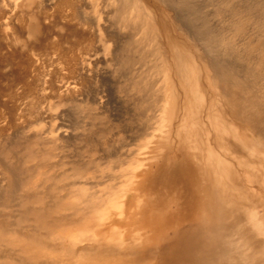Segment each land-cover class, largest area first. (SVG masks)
Segmentation results:
<instances>
[{
	"label": "bare ground",
	"instance_id": "bare-ground-1",
	"mask_svg": "<svg viewBox=\"0 0 264 264\" xmlns=\"http://www.w3.org/2000/svg\"><path fill=\"white\" fill-rule=\"evenodd\" d=\"M50 1L55 3L56 0ZM58 1L59 6H64L65 8L73 6L74 3L76 6V3H78L75 1L73 2V0ZM79 1L85 8L88 7L93 9H95L94 7L97 3V0ZM103 1H105L103 2L104 4H102L103 11L95 9L89 12L83 9L84 7L81 4V9L87 14L72 13L79 21H82V23L84 22L85 25L93 28L94 31L98 33H100V31L106 33L109 28L110 32L117 35L118 33L124 34L127 29L135 30L136 35L134 36H137L135 40L138 42L137 44L139 46L136 45L141 48L142 44L149 42L153 46V50L151 49L153 52H150V48L149 52L154 55L158 54L160 57L155 56L157 59H161L163 50L156 40L157 35L155 26L142 7L140 1ZM169 1L172 5H177L179 3L183 5L187 0ZM57 3L53 5L58 6ZM68 12L70 13V9ZM111 17L114 19L112 20L113 22L110 20ZM108 22H111L109 23V27L107 26L108 24H106ZM108 38L114 40L113 35H110L107 39ZM114 38H116L115 35ZM119 38L118 40H120ZM102 39V43L107 42L106 37H102ZM129 42L130 41L126 42L128 46ZM149 43L147 45L152 47ZM127 48L129 49V47ZM168 48V51L171 53L170 57L175 61L174 67L177 69L181 78L180 83L183 87L184 94L182 98L181 95L176 94V85L170 88L168 87L169 63L162 62L163 64L161 63V66L158 64V68L164 66L162 67L164 69L162 73L166 72L167 74L164 80L161 79V89L165 91L163 92L162 90L161 93L166 94L167 92L169 99L165 96V100L163 96H160L161 99L159 100L157 97L161 107L157 104L159 108L157 107L155 111H159V116L162 117L160 114L162 108H166V106L172 108V112L169 110L171 114L168 112V122L166 120V122L169 123L168 126L172 125L177 117L180 118V122L178 121L179 124L174 127L178 145L176 149L173 147L172 149L175 150L176 156L170 157L171 151L173 152L171 149L161 162L153 163V167H156L155 171L152 170V167L143 169L145 172L140 174L141 180L139 190L146 192L151 181L153 183L151 185L153 187L156 186V181L152 176L154 172L160 171L162 174L160 177L163 186L166 188L167 193L171 194L173 196L172 198H174L178 204L164 214L150 216L148 215V211L152 200L139 198L138 195L134 196L135 191L131 188L126 191V199L119 201L118 195H111V190L117 188L115 183L113 184L112 182L116 181V184L121 186L124 184L123 182L129 181L132 176H129V168L128 170L124 168L126 169L125 171H121L122 168L120 171L115 170L113 161L119 163L120 160L125 158L124 160L126 163L127 161L129 163V161H134L132 155L134 153L128 152L125 157H121H124L123 159H120L118 155L121 154V152H115V154L118 155H114L115 157L112 156L111 158L110 156L113 152L110 151V153H112L108 156V149H103V154L99 153L101 157L98 158L95 156L94 158L97 151L94 152V154L90 151L93 155L89 161L86 160L87 163L78 164L79 162L76 163L73 161L75 163L70 167L71 171L75 172V176L79 175L81 170L85 169V173L89 174L87 177L88 181L81 183L75 182L70 184L69 187H67L68 189H61V193L64 192L63 190L68 192L64 194L65 197L62 196L65 199H61V202L57 197V200L60 202L59 204L62 205L61 203L63 202L66 208L63 206L60 207L58 203L53 205L50 202L52 193H56L54 189H59L58 191H60V188L51 187L53 188L52 193H48L43 189H38V192H33L36 193V195L25 204L30 206V203H32L34 206L31 207L32 209H25V212L27 211V216H25L24 219L16 218L13 222L10 220L12 217L0 218V251L2 253L5 251L3 255L0 254V264H66L64 261H69L72 264H264V222H259V212L255 211L253 208L256 207L255 201L251 200L252 198L259 197L258 190L261 196L264 197V104H262V102H264V90H260L261 92L259 94L251 89L244 93L241 87L244 86L245 82H243V85L239 84V86L234 84V86H236L235 88L239 87V90L241 89V91H239L240 93L237 90H232V92L231 89L234 88L230 90L226 89L228 88L226 86V88H224V85H221L219 81L224 79L223 77H225V75L223 73L224 71L226 72L225 68L227 67L225 65H219L224 68L223 70L220 68L224 76L221 75L222 79H220L219 76L217 77L216 74L218 70H216V68L218 65L216 66V60H214L215 58L213 57L214 59L211 60V63L209 61V63L216 71L212 77L211 99L205 102L203 98L204 93L200 85H198L200 80V71L198 70L200 69H196L195 64L197 63L194 64L193 57L187 56V58H182L178 54L179 52L177 53V49L171 39H168ZM52 50L55 52L54 54L58 55L57 57L60 60V62L58 61L57 63L58 66L59 64H61V67L65 65L63 68L66 69L67 78L66 80H64V78L59 86L64 92H78L82 85L80 80L85 77H91L93 75L98 76L101 74L107 75L105 69H103L104 71H102V73L92 69L94 67V65L92 67L93 63H101V55L99 56L91 52V54L86 53L88 56H78L75 54L77 52L74 51L75 53H70V51H66L58 43L53 46ZM132 50L130 49V52H132ZM88 51L90 52V49H88ZM141 52L146 54L147 48L142 49ZM135 56H137V54H135ZM151 56L153 57V55ZM135 58L137 60V57ZM154 59L156 60L155 57ZM140 60L143 62L142 58H139V61ZM139 61L137 60L138 64L141 62ZM212 61H214V63H212ZM133 62L134 61H132V63ZM185 62L187 64L186 66H189L190 69L185 66ZM124 63L126 64V61ZM227 63L226 61L225 64ZM62 64L64 65L62 66ZM134 64L136 66V61L133 65ZM142 64H144V62ZM198 65L199 64H197V66ZM144 66L148 65L145 64ZM144 66L141 65L143 73L146 68ZM149 67L152 66L149 65ZM155 67L154 70H156ZM191 67L193 68L191 69ZM159 70L161 69H157V72ZM142 71L141 73L138 72V74L135 73L137 77L140 74L138 77L139 79L136 80L135 83L141 86L143 85L146 88L151 85L153 86L152 83L151 85L149 84L148 78L146 77L147 79H145L143 76L144 74L145 76L148 74H146V72L143 74ZM243 74L242 76H244ZM228 75L227 78L225 77L226 80L230 76ZM161 78L163 77L161 76ZM40 79L41 78H39V80ZM134 79L135 78H133V82ZM146 80L149 83H147ZM240 80L239 78V81ZM259 83L257 84L258 86H260ZM250 84L252 83L250 82ZM261 86L263 85L261 84ZM27 87L30 91L31 89L33 91L30 85ZM157 87L156 90H159ZM260 87H256L258 88L256 91H259ZM131 88L133 87L131 86ZM151 88L150 90H153ZM245 88L247 89L248 87L244 86V90H246ZM140 92L144 91L141 90ZM140 92L138 91V93ZM207 95H210L209 92ZM98 99H96V102L102 105L103 101ZM149 100L151 99L149 98ZM260 100L262 102H260ZM155 105L154 103L153 106ZM150 106L153 107L152 104H150ZM146 108L148 107L146 106ZM175 108H177L176 114ZM42 110L43 113H47L45 109ZM150 115H147L150 117V127L146 130L147 132L145 131L147 135L142 136V134L145 133H140L141 135L139 136L142 138L145 136H150V138H152V136L156 135L157 130L163 131L160 123H163L164 120L161 118L160 121L159 118H157V113L155 115ZM143 119L146 120L145 117ZM146 122L148 124V121ZM62 126L63 125H61V127ZM58 127H60V125ZM150 129L153 131L151 132ZM50 130L36 131V134L28 140L31 143L29 142L30 144L28 143V146H26L28 148L35 146L39 143L38 140L41 139L44 145L54 147L58 141H65V139L67 140L74 135V133L71 132L74 129L71 131L65 128ZM167 130L166 137L170 136L171 131L170 129ZM146 143H148V141ZM143 145L147 146V144L144 143L142 146ZM29 151L31 152V150ZM34 154H32V156L30 155L33 157L30 159L28 158L29 155L27 156L28 161L31 159L34 160ZM42 157L40 165L50 162L49 154L45 153ZM111 159L113 160L112 162ZM36 160L39 163L40 159ZM84 164H87V166ZM119 164L121 165V163ZM138 165H140L139 162ZM68 168H66V170L70 169ZM35 170L37 171V169ZM84 171L82 173H84ZM28 172H30V170ZM33 172H31V174H33ZM38 173L39 172L36 173V177L40 176V173L39 175ZM64 174H66V172ZM28 175H30V173H28ZM63 176L65 177V175ZM14 179H7L9 183H7V187L10 188V192L8 190L6 195L8 194L7 201L10 200V202H13L11 199H14L13 191L14 188H16L14 187L15 183H17V181L14 182ZM33 179L30 178L26 181L28 184H31L33 183ZM24 180L23 178V181ZM48 180L54 181L53 177L50 176L46 178L45 181L47 182L45 183H48ZM52 181H49V183ZM57 182L59 183V181ZM109 182L110 184L108 185ZM20 183H22V181ZM18 184L19 183H17V185ZM50 184L52 186V183ZM20 185L22 186L24 184L22 183ZM45 185L48 186L49 184ZM100 185L106 186V188ZM27 186L26 184L24 188L26 189ZM41 186V188L46 187L44 185ZM11 188H13V190ZM51 188L50 190L48 188L50 192ZM52 198L56 200L54 195ZM108 204L109 207L114 206L116 210H118L116 214L108 209ZM25 207L26 206H24V208ZM61 209H68L67 211L73 210L70 211L73 216H61L64 215V213L62 214L63 210L60 211ZM136 213L138 216L140 215V217L136 218ZM76 215H78L77 218ZM115 215L117 217L120 215L124 218L123 220L125 222L123 225L114 223ZM79 216L81 217L78 218ZM22 221L29 223V227L25 225L24 227L27 228L24 229L22 227ZM122 228L123 230L121 232L120 230ZM146 232L148 235L144 237V233ZM83 242H87L88 246H86L82 252L78 253V246ZM122 253L129 254V256L135 254V257L124 258L121 256Z\"/></svg>",
	"mask_w": 264,
	"mask_h": 264
},
{
	"label": "rangeland",
	"instance_id": "rangeland-1",
	"mask_svg": "<svg viewBox=\"0 0 264 264\" xmlns=\"http://www.w3.org/2000/svg\"><path fill=\"white\" fill-rule=\"evenodd\" d=\"M56 1L55 3L59 6V1ZM74 1L78 3H76V6L74 3L71 7H75L72 9L69 6L65 8L64 6L58 7L53 5L55 3H52L50 0H0V218L12 217L10 220L13 222L16 218L24 219V217L27 216V211L25 212V209H32L31 207L34 206L32 203H30V206L25 203L36 195V193L33 192H36L38 189H43L48 193H52L53 188H60V191H58L59 189H54L56 193H52L50 201L53 205L59 204L65 197L64 194L68 193L66 190H63L64 192L61 193V189H68L67 187L75 182L81 183L88 181L87 177L89 174L85 173V169L81 170V173L75 176V172L71 171L70 168L72 164L75 162H79L78 164L87 163L86 160L89 161L96 151L97 154L94 155V158L95 156L99 158L101 157L99 153L103 154V149H108V156H110L109 154L112 152L114 153L111 154V158L114 155H118L115 154V152H121V154L118 155L120 159H123L128 152L134 153L132 154L134 161H129V163L128 161L126 163L124 160L125 158L123 159L124 161H118L121 165L111 159L115 170L120 171L122 168L121 171H125L126 169L124 168H127V170L129 168V176H132L129 181L123 182L124 184L121 186L117 185L116 181L112 182L113 184L115 183L117 188L111 190V195H118L119 201H123L126 199V191L131 188L135 191L134 196L138 195L139 198L152 200L148 215L157 216L164 214L169 209L176 206L178 202L172 198L173 196L171 194L167 193L166 188L163 186L160 177L162 175L161 172H154L152 177L156 181V186L153 187L151 181L146 192L139 190V185L141 180L140 174L145 172L143 169L152 167V170L155 171L156 167H153V163L161 162L171 151L172 147L176 149L178 145L174 127L179 124L180 118L177 117L175 120L176 123L173 122L172 125L168 126L167 116L170 111L172 112V108L168 106H166V108H160L162 110L160 111L162 117L159 116V111H155L158 107L157 104L159 105L158 98L160 100V96H163L164 99L166 96L167 99H169L167 92L166 94L161 93L163 90L161 89L162 85H160L162 84L161 79L164 80L165 75H167L166 72L162 73L164 72L162 68L164 66L160 67L163 64L162 62L169 63L168 87L170 88L176 85V94L181 95V98L184 94L183 87L180 83L181 78L177 69L174 67L175 61L172 60L170 57L171 53L168 51V39L172 40L177 49V53L179 52L178 54L182 58L192 56L194 64H199L198 66L195 64V67L197 70L200 69L198 70L200 71L198 85H200L204 93L203 98L205 102L211 99L212 77L216 70H218V73L215 74L217 77L219 76L220 79H222L221 75H225L226 78L228 74L230 75H228L229 78L227 80L225 77H223L225 80L219 79L220 84L224 85V88L228 87L226 89L229 90L234 88L231 89V91L237 90L239 92L241 89L239 90V87H235L237 85L239 86V84L243 85V82H247L246 84L244 83V86L248 87L247 89L245 88L246 90H244V86L241 87L243 88V92L246 93L251 89L259 94L264 90V0H191L192 2L187 0L183 5L182 3L172 5L169 0L168 2L167 0H139L155 26L157 35L156 40L163 50L161 59H157L156 56H158V54H155V56L150 53L153 52L151 51V49L153 50V46L149 42L142 44L141 47L142 49L147 48V53L143 54L141 52L142 49L138 47V42L135 40L137 37L134 36L136 35L135 30L127 29L125 31L126 33H121L124 36L120 33L117 35L110 32V28L108 29L109 33H105L104 31L98 33L94 31L93 28L85 25L84 22L82 23V21H79L73 14L74 12L76 14H87L83 9L89 12L95 9L103 11L102 4H104L103 2L105 1L97 0L96 6L94 7L95 9L85 8L79 0H73V2ZM81 4L84 7L83 9H81ZM69 9L70 13L68 12ZM110 20L113 22L112 20L114 19L111 17ZM111 22L106 23L108 27ZM110 35H113L114 40L110 38L107 39ZM114 35L116 38H114ZM102 37H106L107 42L102 43ZM117 37H120V40H118ZM128 41H130L129 46L128 43H126ZM56 43L66 51H70V53L74 51L77 52L74 53L78 56H88L86 53L91 54V52L99 56L101 55V63H98L99 65L93 63L92 67L93 65L94 67L92 69L99 73H102V71H104L103 69H105L107 75L101 74L98 76L93 75L91 77H85L80 80L82 85L78 92H64L59 86L64 78V80H66L67 72L66 69L63 68L65 66L64 64H62V66L64 65L63 67H61V64H59V66L57 64L60 60L57 57L58 55L54 54L55 52L52 50ZM148 43L152 47L148 46ZM126 46L129 47V49ZM88 49H90V52ZM130 49H133L132 52H130ZM135 54H137V56H135ZM138 55L140 59H143L144 64H142V60H140L142 63L139 61ZM151 55H153V57ZM135 57H137V60L140 62L139 64ZM212 59L216 60V66L218 65V69L215 67L216 70H214L210 64ZM131 60L134 61L133 63L136 61V66L135 64L133 65ZM125 61L126 64L124 63ZM226 61L228 62L227 64H225ZM212 63H214V61H212ZM140 64L142 66L145 64L148 65L144 66L146 67L144 73L146 72L148 75L145 76L141 70ZM158 64L160 68H158ZM149 65L152 67H149ZM186 65L185 62V66ZM219 65H225L227 67L225 68L226 72L228 71L227 75L225 71L223 73L224 75L222 74L223 71L221 70L224 68ZM154 67L156 70H154ZM186 67L190 69L189 66ZM192 68L193 67H191V69ZM157 69L161 70L157 72ZM140 70L144 74H142L144 78H148L147 80L150 83L146 80L147 83L150 85L151 83L153 84V86L151 85L152 88L148 86L153 90L135 83V81L139 79L138 77L140 74L138 77L137 74ZM141 71L139 73H141ZM229 71L232 72L230 73ZM156 72L159 76L156 75ZM242 74L244 76H242ZM160 75L163 78H161ZM38 77L41 79L39 80ZM133 78H135L134 82ZM239 78L242 81H239ZM249 81L253 85L250 84ZM259 82L263 86H261ZM258 83L263 88L258 86ZM234 84H236V86H234ZM28 85L33 88V91L31 89L32 92L28 89ZM131 86L133 88H131ZM156 87L159 90H156ZM256 87H260L259 91H256V89L258 90ZM135 89L136 91L139 89V92L141 90L144 92L138 93ZM163 92L165 91L163 90ZM208 92L210 95H207ZM96 99L102 100L103 104L100 105V103H97ZM260 102L262 101L260 100ZM154 103L156 104L155 106H153ZM150 104H152L153 107H151ZM262 104H264V102H262ZM146 106L148 108H146ZM159 107L161 106L159 105ZM41 108L45 109L47 113H43ZM163 110H167L166 113ZM155 112L158 114L157 118H159L160 121L161 118L164 120L163 123H160L163 131L157 130L156 135L152 136V138H150V136L142 138L139 135L143 132L145 133L150 127V117L147 115H155ZM176 113L177 108H175V114ZM144 117L145 119L147 117L149 118H147L148 120H144ZM146 121H148V124ZM59 125L60 127H58ZM61 125L63 126L61 127ZM167 126L168 130L170 129L171 131L170 136L166 137ZM55 128H65L70 131L74 129L71 131L74 135L67 140L65 139V141H58L54 147L44 145L41 139L38 140L39 143L35 146L29 145L31 147H27L30 142L28 140L36 134V131H48ZM150 131L152 132L153 130L150 129ZM144 135L147 134H142V136ZM147 141L148 143H146ZM143 143L147 144V146H142ZM28 149L31 150L32 154L35 153L33 155L34 160L40 159L39 163L37 160L34 161L32 159V161H28V158H33ZM90 151L93 154H91ZM110 151L112 152L110 153ZM45 153L49 154L50 162L40 165V161L43 159L42 155L44 156ZM170 154V157H175V150H173V152L171 151ZM122 156L124 157L121 158ZM138 162L140 165H138ZM84 165L87 166V164ZM66 168L69 170H66ZM35 169H37V171ZM29 170L30 172H28ZM83 171L84 173H82ZM27 172L30 173V175H28ZM31 172H33V174H31ZM37 172L40 173V176L36 177ZM65 172L66 174H64ZM63 175H65V177ZM48 176L53 177L54 181L48 180V183H45L47 182L45 180ZM11 178H15L16 180L14 179V182L17 181V183H19L18 185L15 183L14 187L16 188L13 187L14 194H12L14 197H12L14 199H11L13 202H10V200L7 201L8 194L6 195V192L10 189L7 187L9 184L7 179L10 180ZM23 178L25 179L24 181ZM30 178H35L33 179V183H31L32 185L27 182ZM21 181L24 184L22 186L20 185L22 184L20 183ZM49 181H52L50 182L52 186ZM57 181H59V183ZM25 183L28 185V189L24 188L26 187ZM45 184H49L50 186H46ZM109 184L110 182L108 185ZM38 185H44L46 187L41 188L43 186L40 187ZM100 186L106 188V186ZM13 188L11 189L13 190ZM48 188L49 190L51 188V192ZM257 192L259 193V197L252 198L251 200L255 201L256 207L253 208L255 211L259 212V222H264V197L261 196L259 190ZM53 195L56 197V200H53ZM57 197L59 201L62 200L59 202ZM61 204L62 205L59 204L60 207H65L63 202ZM24 206L26 207L24 208ZM108 209L113 211L114 214L118 211L114 206ZM62 210L63 209L60 211ZM64 210L62 211L64 215L61 216L72 215L70 211L73 210L67 211V209L65 212ZM77 216L78 215H76V218ZM80 217L81 216L78 218ZM135 217L138 218L140 215L138 216L136 213ZM123 219L122 216L118 215L117 217L115 215L114 223L123 225L125 222ZM22 222L21 224L24 229L27 228L24 227L25 225L29 227V223L25 221ZM122 230L123 228L120 231L122 232ZM144 234V237L148 235L147 232ZM86 246H88L87 242L80 243L77 252H82ZM4 252L5 251L2 253L0 251V254L3 255ZM121 256L124 258H131L135 257V254L129 256V254L122 253ZM64 262L66 264H72L69 261Z\"/></svg>",
	"mask_w": 264,
	"mask_h": 264
}]
</instances>
